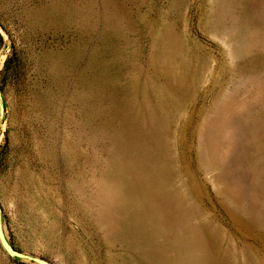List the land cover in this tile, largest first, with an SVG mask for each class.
<instances>
[{
    "label": "rangeland",
    "instance_id": "374dc122",
    "mask_svg": "<svg viewBox=\"0 0 264 264\" xmlns=\"http://www.w3.org/2000/svg\"><path fill=\"white\" fill-rule=\"evenodd\" d=\"M0 264H264V0H0Z\"/></svg>",
    "mask_w": 264,
    "mask_h": 264
},
{
    "label": "water",
    "instance_id": "95a60500",
    "mask_svg": "<svg viewBox=\"0 0 264 264\" xmlns=\"http://www.w3.org/2000/svg\"><path fill=\"white\" fill-rule=\"evenodd\" d=\"M0 240H1V243H2V245H3V247H4V249L6 250V252H7L9 255L14 256V257H20V255H19L18 253L14 252V251L11 249V247L5 242V240H4L2 237L0 238ZM43 264H48V263H43Z\"/></svg>",
    "mask_w": 264,
    "mask_h": 264
},
{
    "label": "trees",
    "instance_id": "16d2710c",
    "mask_svg": "<svg viewBox=\"0 0 264 264\" xmlns=\"http://www.w3.org/2000/svg\"><path fill=\"white\" fill-rule=\"evenodd\" d=\"M0 39H1V37H0Z\"/></svg>",
    "mask_w": 264,
    "mask_h": 264
}]
</instances>
